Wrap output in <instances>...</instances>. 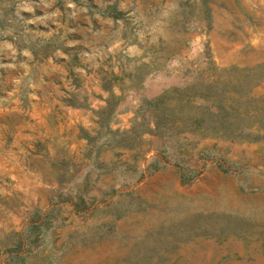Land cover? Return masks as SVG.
Wrapping results in <instances>:
<instances>
[{"label":"rangeland","instance_id":"rangeland-1","mask_svg":"<svg viewBox=\"0 0 264 264\" xmlns=\"http://www.w3.org/2000/svg\"><path fill=\"white\" fill-rule=\"evenodd\" d=\"M13 249L264 264V0H0V264Z\"/></svg>","mask_w":264,"mask_h":264},{"label":"trees","instance_id":"trees-1","mask_svg":"<svg viewBox=\"0 0 264 264\" xmlns=\"http://www.w3.org/2000/svg\"><path fill=\"white\" fill-rule=\"evenodd\" d=\"M155 100H147L146 101V103L149 105V106H153V105H155ZM39 225V224H38ZM39 228V227H38ZM36 242H37V240H36ZM37 245H39V243H37L36 245H35V248H38V247H36ZM32 254V252H29L28 253V255H31ZM7 255L8 256H10V257H21L22 259L20 260L21 261V264H26V262H25V259H26V255H22V254H20L19 255V250H17V249H13V250H10V251H8L7 252ZM25 258V259H24ZM9 264V263H8ZM10 264H16L15 262H12V263H10Z\"/></svg>","mask_w":264,"mask_h":264}]
</instances>
